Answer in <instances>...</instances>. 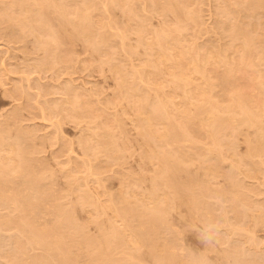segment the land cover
<instances>
[{
	"label": "rangeland",
	"instance_id": "obj_1",
	"mask_svg": "<svg viewBox=\"0 0 264 264\" xmlns=\"http://www.w3.org/2000/svg\"><path fill=\"white\" fill-rule=\"evenodd\" d=\"M20 1L0 0V31L2 32H0V132L8 138L10 137L5 140V144L8 146L4 148V154L2 152L0 154L7 161L9 158V162L5 160L3 162L10 164L12 169L15 167L14 170H16L19 161L14 162L12 157L10 159L11 154L9 156L8 153H12L16 160H20L19 156H16L14 150L12 152L8 151H11L9 150L10 143L12 145L19 143L15 135L21 133L23 135L22 141H25L23 145L24 147L27 145L29 150L27 152L30 153L31 157L26 156L27 153L25 156L28 160L32 159V162L29 160V169L26 167L27 172L24 170V174L28 173V170H35L34 173H37L36 176L40 178V186H44L49 191V195L47 194L48 197L43 198L44 210L41 206V213L39 212L35 216L37 220H34L36 222L34 223L35 226L27 227L28 225H19L16 221L20 217H27L33 221L31 215L28 212H22L18 206L13 207L4 203L3 191L0 189V193L2 191L0 194V264H264V149L260 153L250 156L249 149H247L250 146L249 139L250 141L252 139L251 142L253 143L257 140L264 142V135H262V132L264 134V0H191L192 2L182 0L184 10L188 11L189 9V12L197 10L195 12L198 16L194 14L195 18L198 19V23L195 18H190L192 21L194 20L193 22L189 18H180L182 20L180 21L177 16L175 18L172 12L169 13L170 11L161 10L159 13V7L156 4V6L150 4L151 0H149L150 3L148 0H129V2H126V0H61V2L63 1V10H68L67 13L71 15L70 17L74 16L72 14H76L75 11H81L82 8L90 6L88 12L91 13V22H93L91 23L93 29L91 30L95 33L97 39L93 37L91 41H84L76 37L74 43H69L65 37L58 33V43L60 41V44L58 48L56 47L57 51L54 50L56 52L54 55L60 61L56 63V66L59 65L57 67L42 66L43 63L46 65L48 59H51L49 55L53 52V46H51L52 48L48 46L45 51L39 44L40 41L37 37L35 38V33L33 34L28 28L21 31L17 25L20 18L22 19L26 15L34 23L35 17L39 18L37 15L39 13V15L43 14L41 17H49L53 12V8L51 11V6L49 8L48 3L42 0H22L21 4ZM254 1H257V3ZM36 2L37 6L34 7ZM123 2H126L125 5ZM38 3H40L39 7ZM188 3L190 4L188 5ZM13 4H18L19 9L17 6V8H14ZM84 4L85 7H81ZM251 7L256 9V16L246 19L248 8ZM223 8L228 9L229 13L228 10L225 11ZM129 9H132L136 14L134 15V12L132 10L130 12ZM3 10L9 15L4 14ZM223 10L228 15L230 14L229 17L233 15V18L225 15L226 13ZM126 14L127 16H125ZM128 14L130 15L128 16ZM52 15L58 17L56 12ZM140 16L143 17L140 18ZM244 18L248 23L242 21L245 20ZM8 19L12 22H8ZM176 19L180 22L177 23ZM94 20L96 23H94ZM186 20L187 23H185ZM54 21H52V24L54 22V26L58 25L59 21L58 23L57 20ZM136 21L139 23H136ZM107 22L108 27H110L103 28L104 25L107 26ZM181 22L186 25L180 24ZM244 22L250 24V29L249 26L248 29L250 35L253 34L252 37L260 36L261 38L256 42L255 47L251 46L250 51L247 53L245 51V55L242 52L244 49H241L243 40L233 39L231 44L232 38L230 40L231 35L228 33L232 32V29L230 31L228 29L232 28L233 24L239 23L238 25L242 27ZM254 22L256 26H253ZM34 23L33 25L37 24V22ZM99 24L101 25L99 26ZM176 25L181 27L177 28L179 32H174L173 28L176 30ZM11 26L15 28H13L14 32L12 31L14 35L13 33L9 34ZM36 27L38 25H35ZM55 28L57 27L55 26ZM70 29L72 30L71 26H68L67 30ZM158 29L167 30L166 33H176L175 35L170 34L169 39L170 41L171 39L175 41L177 39L178 43L180 42L178 44L172 41L169 50L167 49L168 53H166L169 56L168 60L163 58L164 62L161 61L160 63L155 61L158 56L156 57L157 53L154 54L159 49L158 44L155 43V33L158 32ZM45 30L47 29L44 28ZM107 30L109 31L107 32ZM99 32L101 34L107 32L102 44L98 42L99 35H101ZM138 32L141 34H138ZM20 33L22 34L21 37ZM11 34L12 36H10ZM31 34L33 35L31 36ZM97 34L99 37L96 36ZM177 34H179V37ZM15 35H17V39ZM151 40L155 43H153L154 46L151 45ZM92 41H95L97 48H94L93 45L91 47L90 43L93 44ZM147 42L148 45H146ZM226 42H229V44ZM99 44L103 47H99ZM173 46L175 47L173 48ZM212 48H215V50L216 48H219V50L225 48L224 50L227 51H223L228 60H226V57L224 60L228 63L225 64L224 61L223 63L220 61L221 58L213 55L211 53ZM198 49L200 51H197ZM180 53L184 54V57ZM209 54H212L211 57ZM44 56L46 57L43 58ZM240 56L243 57H241L242 60ZM195 59V63L198 61V68L201 66L200 69L193 66L195 65ZM215 60H218V62ZM226 65L228 67L233 66L234 72L230 73ZM236 65H238L237 70L235 69ZM114 66L118 69H115ZM202 68H206L205 72L202 71ZM174 78L177 81L181 79L179 86L175 85L177 82ZM184 83H188L189 86ZM129 85L132 86L131 90H128ZM184 85H187L185 89ZM240 91L243 93L245 105L250 110L263 112L258 118L263 130L261 131V129L254 126L251 128V126L241 125L240 127L239 125L238 131L234 132L236 136L234 133L232 135L231 132V135H229V130H227L228 133L223 131L224 133L218 135L216 149L211 144L212 138H210L209 128L203 126L208 131L204 130L200 125V127L198 126L197 120L194 122L189 120L186 111L191 115L197 109L198 104L203 105V107L207 105L206 108L213 104L215 106L219 105L218 109L221 108L222 111H219L222 112V115L228 116L231 110L235 109L231 108L236 106L235 96ZM141 99H144V103ZM159 99L163 101L165 111L172 118V122L179 123L178 125L183 127L182 129L186 133L188 131L189 134L187 133V135L192 136V140L195 141L193 142L191 139L190 141L181 140V143L179 139L178 143L180 144H175L177 140L171 139L170 144L163 145V148L165 147L166 151L171 149L175 154H178L179 148L180 150L185 148L184 151H190V154L186 152L189 154L186 159L187 165L189 164L187 170L191 177H196L195 179L200 181L206 179L207 186L206 184L205 186L208 191L205 186L195 185V191L198 190L197 193L195 192L196 202L201 205V208L197 206L199 209L193 208L189 199L187 201L186 198L185 200L181 198L182 201L180 198L170 197V201H173L171 203L172 209H170L171 212L169 210L167 217L168 223H172L170 224L172 231L167 237L174 236L177 239L174 246L172 245L173 247L169 249L170 254L167 251L165 252L168 253L167 258L164 253L163 257L166 259L163 258L162 260L161 257H156V259L155 256H152L155 253L150 255L149 247L146 245H141L138 248H132L131 245H128V248L125 247L128 251L126 249L119 251L118 248V251L115 249L110 252V256L113 254L111 256L112 260L109 256L107 261L105 257L101 256L100 258L99 255L97 256L99 251L93 241L98 237V228L101 224L104 223L103 226L105 227L108 221L114 222L115 220L114 224L119 223V226L123 224L119 217L113 219L115 217L114 209L124 207L120 202L121 200L117 199V195L122 191L125 198L128 196L127 199L130 197L133 200L137 199V203H141V200L145 199L146 202H149V205L151 204L147 196L152 192L155 184L152 178L156 173L155 168L158 165L156 162L158 158L157 155L151 154V157H153L149 159L147 152L151 146H153L155 152H159L162 143L158 142L159 145L154 140L155 142L151 141V143L149 141V144L145 146L143 136L140 135L142 134L139 125L141 115L137 111V106L143 103L144 111H147L152 109L150 106L156 104ZM228 105L230 106L227 107ZM222 107H226L227 111ZM14 115L16 118L13 117ZM178 120L179 122H177ZM164 121L168 122L167 119H164ZM261 121L263 124L260 123ZM156 125L157 123L155 124L156 130H159V134H161L162 130L164 131V125L161 123ZM7 131H9L10 136ZM21 134L19 136H22ZM106 135L108 136L106 137ZM111 137L113 141L117 142H115L116 147H119L115 149L119 150V152L116 151L117 153L115 151L110 153V151L99 145V143L111 141ZM253 138L258 139L253 140ZM88 139L92 144L88 148L89 150L86 149L85 145V142H90ZM8 140H10L9 143ZM233 142L234 145H232ZM16 144L14 146L17 148ZM195 147L201 149H195ZM217 153L219 156L216 155ZM6 154L8 155L6 156ZM1 155L0 158H3ZM246 157H248L247 161H245ZM202 158L205 162L203 164L201 162V160L203 161ZM210 158H214V160H210ZM211 163L216 165L212 166ZM30 164H33V168ZM207 166H211L210 168L215 172L211 171L212 174L209 173L206 169ZM210 168H208L209 171ZM13 174L14 172L12 178L11 176L9 178L13 179L15 175L19 176L17 180L15 177L13 181L16 184L20 183L23 178L20 176L22 174ZM208 177H211L210 180ZM33 187L30 182L25 180L22 190L24 193H35ZM84 193L90 196V199ZM82 195L83 198L84 196L87 198L86 203L79 202L85 200V198L82 199ZM109 203H111L110 205L118 203V205L115 204L117 207L112 205L113 208L115 207L112 209V207H109ZM101 206H103V209H101ZM60 217L62 219L68 218L67 220L70 218L72 224L69 223L70 220L67 222L71 224L70 227L56 226L52 228L51 226L56 222V219H60ZM5 219L15 223L9 222L5 225ZM131 220L129 222L133 226H139H137L139 221ZM45 226L48 227L47 231L40 230ZM33 231H37V234L40 233L41 237L46 238L49 246L43 243L37 244L31 235ZM67 232L75 234L78 244L82 245V248L73 240L67 238ZM55 237H61L60 249L52 244V240L56 239ZM122 250H126L125 253L130 250L134 258L128 259L127 254ZM61 253L67 254L68 259L63 258ZM169 255L175 257V260L177 258V260L174 261L173 258L174 262L170 263L171 256L168 258Z\"/></svg>",
	"mask_w": 264,
	"mask_h": 264
},
{
	"label": "bare ground",
	"instance_id": "obj_2",
	"mask_svg": "<svg viewBox=\"0 0 264 264\" xmlns=\"http://www.w3.org/2000/svg\"><path fill=\"white\" fill-rule=\"evenodd\" d=\"M25 1V0H24ZM23 1V3H25ZM30 1V0H29ZM38 1H41V0H38ZM42 1H44V2H47L46 4L48 5V7L49 6H51V11H52V8H53V12L51 13V16H49V17H41V16H43V14L42 15H39V14H37L38 16H39V18L36 16L34 19H35V23L37 22V24H35L33 21H32V19H31V21L29 20V18H27V15L26 16H24L22 19L20 18V20L18 21V23H17V25L19 26V30H23L24 31V29L25 28H28L29 29V31H31L33 34L35 33V38L37 37V39L40 41V43L39 44H41V47H43L44 49H45V51H46V49L48 48V46H53V52H51V55H49V56H51V59H48L47 60V62H46V65H45V63H43L42 64V66H56V63L58 62H60V61H58V58H56V56L54 55V53H56V52H54V50H56L57 51V49H56V47L58 48V45L60 44V41H59V43H58V33H60L63 37H65L66 39H67V41L69 42V43H74L75 42V38L77 37V38H81V39H83L84 41H91V39L93 40V37H95V33H93L92 32V30L91 29H93V27L91 28V23H93V22H91V13H89L88 12V9L90 8V6L88 5V7H85V4L83 5V6H81V7H85V8H82L83 10H81V11H78L77 9V11H75L76 12V14L74 13V14H72V15H74L73 17H70L71 15H69L67 12H68V10L67 11H64L63 10V5H62V2H61V0H42ZM105 1V0H104ZM111 1H113V0H111ZM110 1V2H111ZM120 1V0H119ZM118 1V2H119ZM123 1V0H122ZM129 2V0H126V2ZM189 1H191V0H189ZM17 2V1H16ZM21 2H22V0L20 1V4H21ZM125 2V3H126ZM148 2H149V0H148ZM151 2V3H150ZM149 3L150 4H156L158 7H159V9L157 8V10H159V13H160V11L162 10V11H166V12H168V11H170L169 13H173V15L175 16V18H176V16H177V19H179L180 21H182L180 18H182V19H187V18H195V14H196V12H197V10L195 9V11L194 12H189V9H188V7H187V9H188V11L185 9L184 10V6H183V1L182 0H151ZM184 2H185V0H184ZM192 2V1H191ZM255 3H257V1H254ZM13 3H14V1H13ZM22 3V4H23ZM43 3V2H42ZM84 3V2H83ZM116 3H117V1H116ZM120 3H122V2H120ZM125 3L123 2V4L125 5ZM134 3V2H133ZM133 3H132V5H133ZM12 4V3H11ZM31 4V3H30ZM39 4L40 3H38V7H39ZM45 4V3H44ZM45 4V5H46ZM68 4V3H67ZM115 4V3H114ZM131 4V3H130ZM135 4V3H134ZM148 4V3H147ZM149 4V5H150ZM190 3H188V5H189ZM10 5V4H9ZM14 5V8L18 5H15V4H13ZM29 5V4H28ZM42 5V4H41ZM44 5V6H45ZM122 5V4H121ZM120 5V6H121ZM124 5H122V6H124ZM127 5V4H126ZM129 5V4H128ZM155 5V6H156ZM186 5H187V1H186ZM19 6V5H18ZM17 6V7H18ZM22 6H24V5H22ZM25 6H27V5H25ZM37 6V2H36V5L34 6V7H36ZM104 6H106V5H104ZM117 6H118V4H117ZM7 7V6H6ZM9 7V6H8ZM16 7V8H17ZM29 7V6H28ZM33 7V6H32ZM41 7V6H40ZM43 7V6H42ZM133 7V6H132ZM135 7H137V6H135ZM151 7H152V5H151ZM2 8V7H1ZM13 8V7H12ZM47 8V7H46ZM50 8V7H49ZM67 8H68V6H67ZM79 8V7H78ZM147 8V7H146ZM149 8V7H148ZM219 8V7H218ZM11 9V8H10ZM9 9V10H10ZM18 9H19V7H18ZM21 9V8H20ZM25 9H26V7H25ZM122 9V8H121ZM150 9V8H149ZM154 9H156V8H154ZM221 9V8H220ZM224 10H225V8H223ZM7 10V9H6ZM12 10V9H11ZM22 10V9H21ZM37 10V9H36ZM36 10H34V11H36ZM41 10V9H40ZM55 10V11H54ZM106 11H107V9H105ZM130 10V9H129ZM132 10V9H131ZM130 10V12H132ZM152 10V9H151ZM223 10V12L224 13H226L225 11L226 10H228V9H226L225 11ZM2 11V10H1ZM30 11V10H29ZM32 11V10H31ZM72 11V10H71ZM105 11V12H106ZM136 11V10H135ZM137 11H138V9H137ZM192 11H193V9H192ZM220 11V10H219ZM221 11H222V9H221ZM220 11V12H221ZM5 12V13H4ZM57 13L58 14V17L57 16H53L52 14H54V13ZM91 12V11H90ZM108 12V11H107ZM134 12V11H133ZM138 12H140V11H138ZM157 12V11H156ZM228 13H229V10L227 11ZM1 13V12H0ZM3 13L4 14H6L7 12L6 11H4L3 10ZM12 13V12H11ZM10 13V14H11ZM20 13H22V12H20ZM24 13V12H23ZM37 13V12H36ZM35 13V14H36ZM70 13V12H69ZM128 13V12H127ZM141 13V12H140ZM163 13V12H162ZM195 13V14H194ZM228 13H226L225 15H228ZM231 13V12H230ZM257 12H256V9H254V8H248V14H246V19L247 18H251V17H255ZM4 14H2V15H4ZM17 14V13H16ZM15 14V15H16ZM125 14V13H124ZM131 14V13H130ZM130 14H128V16L130 15ZM134 15L136 14V12H134L133 13ZM138 14V13H137ZM165 14V13H164ZM7 15H9L8 13H7ZM15 15H13V16H15ZM20 15H22V14H20ZM24 15V14H23ZM44 15H45V13H44ZM101 15V14H100ZM100 15H99V17H100ZM142 15V14H141ZM197 15V14H196ZM230 15V14H229ZM229 15H228V17H229ZM5 16V15H4ZM18 17H19V15H17ZM29 16H30V14H29ZM125 16H127V14L125 15ZM198 16V15H197ZM222 16V15H221ZM224 16V15H223ZM222 16V17H223ZM233 16V15H232ZM231 16V17H232ZM16 17V16H15ZM98 17V16H97ZM132 17H133V15H132ZM143 17V16H142ZM141 16H140V18H142ZM231 17H229V18H231ZM37 18H38V20H37ZM102 18H103V16H102ZM101 18V19H102ZM138 18H139V15H138ZM137 18V19H138ZM233 18V17H232ZM244 18V19H245ZM10 19V18H9ZM8 19V22L10 21ZM12 19V18H11ZM33 19V20H34ZM94 19H95V17H94ZM127 19V18H126ZM133 19V18H132ZM144 19H146V18H144ZM176 19V20H177ZM188 19V20H189ZM196 19V18H195ZM246 19L245 20H242V21H246ZM54 20H57V23H58V21H59V23H58V25L56 24L55 26L57 27V28H55V26H54V22H56V21H54ZM131 20V19H130ZM142 20V19H141ZM141 20H139V22H141ZM191 20V19H190ZM189 20V21H190ZM198 19H196V21H197ZM5 21H6V19H5ZM52 21H54L53 22V24H52ZM95 21V20H94ZM101 21V20H100ZM104 21H105V18H104ZM110 21H111V18H110ZM132 21H134V20H132ZM180 21H178L177 20V23L178 22H180ZM194 21V20H193ZM192 20H191V22H193ZM223 21V20H222ZM10 22H12V20L10 21ZM35 24V25H38V27H36L35 28V25H33V23ZM99 22V21H98ZM108 22H109V20H108ZM108 22H107V26H103V28H105V27H108ZM138 21H136V23H137ZM138 22V23H139ZM185 22V21H184ZM247 23H248V21H246ZM94 23H96V21L94 22ZM103 23V22H102ZM131 23V22H130ZM176 23V24H177ZM185 23H187V20H186V22ZM196 23V22H195ZM197 23H198V21H197ZM237 23V22H236ZM247 23H245L244 22V26H240V25H238V24H233V27L232 28H230V29H228V28H226V29H228L229 31L232 29V32H228L229 34H228V36H230L229 38H230V40H231V38H232V40H231V44H232V41H233V39H242L243 40V47L241 46V49L243 48L244 50L242 51L243 53H244V55H245V51H246V53L248 52V51H250V48H251V46H254L255 47V44H256V42H258L261 38H260V36H258V37H256V38H254V37H252L253 36V34H251L250 35V24H247ZM249 23H251L250 21H249ZM142 24V23H141ZM180 24H184V23H180ZM222 24V23H221ZM242 24V23H241ZM252 24V23H251ZM101 24H99V26H100ZM178 25V24H177ZM177 25H176V30H175V28H173L174 29V32L175 31H178L179 32V30H177V28L179 29V28H181V27H177ZM186 24H184V26H185ZM68 26H71V28H72V30L70 29V30H67V28H68ZM92 26H93V24H92ZM94 26H96V24H94ZM139 26V25H138ZM142 26H143V24H142ZM178 26H180V25H178ZM248 26H249V29H248ZM253 26H256V23L254 22V25ZM7 27V26H6ZM98 27V26H97ZM110 27V26H109ZM108 27V28H109ZM145 27V26H144ZM144 27H143V29H144ZM164 27H166V26H164ZM182 27H183V25H182ZM13 28L14 27H10V32H9V34L10 33H13L14 32V30H13ZM35 28V29H34ZM44 28H46L47 30H45L44 31ZM70 28V27H69ZM146 28V27H145ZM167 28V27H166ZM4 29V28H3ZM7 29H8V27H7ZM15 29V28H14ZM55 29H57V30H55ZM102 29V28H101ZM125 29V28H124ZM168 29V28H167ZM172 29V30H173ZM1 30V29H0ZM6 30V29H5ZM33 30V31H32ZM106 30V29H105ZM104 30V31H105ZM160 29H158V32L157 33H155V38H156V41H155V39H154V41H155V43L156 44H158V46H159V49H158V47H157V49L158 50H156V52L154 53V54H156V60L155 61H159V63L161 62V61H163V58H165V59H167L169 56L166 54V53H168V48L170 47V45L172 44V41H175V40H172L171 39V41H170V34L171 33H166V32H168L169 31V29H168V31L166 30V31H162V30H160ZM164 30V29H163ZM171 30V29H170ZM13 31V32H12ZM16 31H18V30H16ZM99 31V30H98ZM109 30H107V32H108ZM125 31V30H124ZM124 31H123V33H124ZM1 32V31H0ZM6 32V31H5ZM107 32H105V33H102L101 34V32H99L101 35H99L98 36V34L96 35V36H98L99 37V40H98V42L99 43H101L102 44V42L104 43V40H105V38H104V36L107 34ZM155 32H156V30H155ZM170 32V31H169ZM2 33V32H1ZM4 33V32H3ZM7 33V32H6ZM25 34H26V32H24ZM96 33H97V30H96ZM33 34H31V36L33 35ZM138 34H141L140 32H138ZM175 35L176 33H172L171 35ZM259 34V33H258ZM6 35V34H5ZM8 35V34H7ZM13 35H14V33H13ZM21 33H20V37H21ZM27 35H29L28 33H27ZM121 35V34H120ZM226 35H227V33H226ZM10 36H12V34L10 35ZM16 37V39H17V35H15ZM113 36H115V35H113ZM116 36H118L117 34H116ZM124 36V35H123ZM177 36L179 37V34H177ZM228 36H227V38H228ZM14 37V36H13ZM19 37V38H20ZM109 37V36H108ZM111 37H112V35H111ZM119 37V36H118ZM125 37V36H124ZM138 37H140V36H138ZM143 37V36H142ZM141 37V38H142ZM173 37V36H172ZM19 38H18V40H19ZM96 38V37H95ZM175 38V37H174ZM13 39V38H12ZM11 39V40H12ZM21 39V38H20ZM36 39V40H37ZM97 39V38H96ZM107 39V38H106ZM140 41H141V39L140 38H138ZM95 40V39H94ZM122 40V39H121ZM153 40V39H152ZM152 40H151V42H152ZM229 40V41H230ZM16 41V40H15ZM63 41V40H62ZM80 41H82V40H80ZM111 41V40H110ZM123 41V40H122ZM146 41V40H145ZM148 41V40H147ZM177 41V42H176ZM176 41H175V43H178V40L176 39ZM180 41V40H179ZM35 42V41H34ZM96 42H97V40H96ZM107 42V41H106ZM105 42V43H106ZM142 42H144V41H142ZM150 42V43H151ZM36 43V42H35ZM62 43V42H61ZM90 43V42H89ZM88 43V44H89ZM92 43L93 44H91L90 43V45H91V47H92V45H93V47L95 48L96 47V43H95V41L93 42L92 41ZM122 43V42H121ZM120 43V44H121ZM125 43V42H124ZM138 43H140V42H138ZM153 43L154 42H152V44L151 45H153ZM154 43V44H155ZM180 43V42H179ZM178 43V44H179ZM227 43V42H226ZM240 43H241V40H240ZM254 43V44H253ZM108 44V43H107ZM215 44V43H214ZM227 44H229V42L227 43ZM64 45V44H63ZM69 45V44H68ZM74 45V44H73ZM87 45V44H86ZM97 45H98V43H97ZM145 45V44H144ZM146 45H148V42L146 43ZM218 45V44H217ZM224 45V44H223ZM240 45V44H239ZM242 45V44H241ZM36 46H38V45H36ZM35 46V47H36ZM65 46V45H64ZM101 45L99 44V47H100ZM150 46V45H149ZM154 46V45H153ZM214 47H215V45H213ZM228 46H230V45H228ZM232 46V45H231ZM62 47V46H61ZM89 47V46H88ZM101 47H103V46H101ZM124 47V46H123ZM175 46H173V48H174ZM217 47V46H216ZM219 47H220V45H219ZM225 47H226V45H225ZM240 47V46H239ZM253 47V48H254ZM260 47V46H259ZM259 47H258V49H259ZM52 48V47H51ZM97 48V47H96ZM149 48V47H148ZM152 48V47H151ZM156 48V47H155ZM171 48H172V46H171ZM223 48V47H222ZM252 48V49H253ZM261 48V47H260ZM99 49V48H98ZM98 49H96V50H98ZM168 49V50H167ZM176 49V48H175ZM213 49V48H212ZM211 49V53H213V55H215V56H217L218 58H221L220 59V61H224V62H226L225 60H224V58L226 57L225 55H224V51L222 50V49H220L219 50V48L217 49L216 48V50H215V48L213 49V50H215V51H213ZM226 49H228V48H226ZM230 49H232L231 47H230ZM229 49V50H230ZM43 50V49H42ZM166 50H167V52H166ZM207 50V49H206ZM223 52H222V51ZM44 51V52H45ZM58 51H59V49H58ZM93 51V50H92ZM100 51V50H99ZM132 51V50H131ZM183 51V50H182ZM197 51H200L199 49L197 50ZM207 51H209V50H207ZM213 51V52H212ZM227 51V50H226ZM225 51V52H226ZM48 52V51H47ZM60 52V51H59ZM95 52H98V51H95ZM133 52V51H132ZM185 52V51H184ZM182 53V52H181ZM180 53V54H181ZM188 53H189V51H188ZM192 53V52H191ZM197 53V52H196ZM199 53H201V52H199ZM199 53H198V55H199ZM203 53V52H202ZM209 53V52H208ZM242 53V54H243ZM45 54V53H44ZM226 54V53H225ZM47 55V54H46ZM188 55V54H187ZM210 55V57H211V55L212 54H209ZM227 55V54H226ZM48 56V55H47ZM181 56L182 57H184V54H181ZM194 56V55H193ZM46 56H44L43 58H45ZM61 57H63V56H61ZM196 57V56H195ZM199 57H201V56H199ZM242 56H240V58H241ZM60 58V57H59ZM66 58V57H65ZM185 58H186V55H185ZM206 58V57H205ZM208 58H209V56H208ZM243 58V57H242ZM242 58H241V60H242ZM264 58V57H263ZM262 58V59H263ZM63 59V58H62ZM162 59V60H161ZM197 59V58H196ZM196 59L194 60V63H195V61H196ZM204 59V58H203ZM207 59V58H206ZM209 59H211V58H209ZM208 59V60H209ZM216 59V58H215ZM262 59H260V60H262ZM40 60H42V59H40ZM44 60V59H43ZM65 60V59H64ZM168 60V59H167ZM185 60V59H184ZM183 60V61H184ZM208 60H206V61H208ZM213 60V59H212ZM219 60V59H218ZM218 60H215L216 62H218ZM226 60H228L227 59V57H226ZM239 60V59H238ZM244 60V59H243ZM264 60V59H263ZM45 61V60H44ZM68 61H69V58H68ZM191 61V60H190ZM204 61V60H203ZM211 61V60H210ZM220 61H219V63H220ZM63 62V61H62ZM164 62V61H163ZM198 62V61H197ZM196 62V63H197ZM214 62V61H213ZM223 62V63H224ZM240 62V61H239ZM238 62V63H239ZM264 62V61H263ZM65 63H67V62H65ZM155 63V62H154ZM157 63V62H156ZM155 63V64H156ZM187 63H189L188 61H187ZM195 63V65H193V66H195V68H197V69H200V67L198 68V63L196 64ZM199 63H200V61H199ZM203 63V62H202ZM208 63H210V62H208ZM228 62H226L225 64H227ZM238 63H236V64H238ZM41 64V63H40ZM61 64V63H60ZM63 64V63H62ZM264 64V63H263ZM206 65V64H205ZM209 65V64H208ZM57 66H59L58 64H57ZM56 66V67H57ZM158 66V65H157ZM192 66V65H191ZM192 66V67H193ZM204 66V65H203ZM227 66V65H226ZM237 66L238 65H236V67H235V69L237 68ZM39 67V66H38ZM167 67V66H166ZM206 67V66H205ZM233 67V66H232ZM231 66H227V70L230 72V73H233L234 72V67L232 68ZM50 68V67H49ZM114 68H115V66H114ZM117 68V67H116ZM115 68V69H116ZM226 68V67H225ZM46 69V68H45ZM118 69V68H117ZM206 69V68H205ZM205 69H203L202 68V71H204ZM226 70V69H225ZM237 70V69H236ZM194 71H197V70H195L194 69ZM201 71V72H202ZM198 72V71H197ZM199 72H200V70H199ZM205 72V71H204ZM117 73V72H116ZM202 74H203V72H202ZM228 74V73H227ZM176 75V74H175ZM233 75V74H232ZM232 75H230V76H232ZM235 75V74H234ZM233 75V76H234ZM229 76V75H228ZM232 76V77H233ZM175 78L177 79V77L175 76ZM174 78V79H175ZM175 79V82H177V83H175V85L177 84V86H179V81L181 80H176ZM179 79V78H178ZM174 81V80H173ZM123 82H124V80H123ZM181 82V81H180ZM182 82H184V81H182ZM184 84H187L188 85V83H184ZM186 85V86H187ZM185 85L183 86L184 87V89H185V87H186ZM189 86V85H188ZM125 87V86H124ZM123 87V88H124ZM132 87V86H131ZM130 85L128 86V90H131L130 88ZM135 87V86H134ZM20 88V87H19ZM62 88V87H61ZM126 88V87H125ZM65 89V87L63 88V90ZM127 89V88H126ZM133 90H136V89H133ZM132 90V91H133ZM137 90H138V88H137ZM186 90H188L187 88H186ZM22 91H24V90H22ZM189 91V90H188ZM190 92V91H189ZM143 93V92H142ZM188 93V92H187ZM191 94V93H190ZM141 95V94H140ZM140 95H139V97H140ZM189 96V95H188ZM142 97H143V95H142ZM139 100H140V98H139ZM142 100V99H141ZM162 100V99H161ZM235 100L237 101L236 103V106L235 107H232L231 109H234V110H231V112H230V115H226V116H224V115H222V110H221V108L220 109H218L219 107V105L218 106H215V105H213V104H211V105H209V107L208 108H206L207 107V105H206V107L204 106L203 107V105H197V109L195 110V112L194 113H192L191 115H190V113H188L187 111H186V113H187V116H188V119L189 120H192L193 122L194 121H198L197 122V124H198V126L200 125L204 130L207 128H209V132H210V135L212 136H210V138H212L213 139V141H212V139H211V144H213V146L215 147L216 146V143L218 142V139H219V136L218 135H220L221 133H224L223 131H226L227 132V130H229L228 132H229V135H231V133H232V135H233V133L235 132V131H238V128H240L241 127V125H247V126H251V128L254 126V127H257L258 129H261V131L264 129L263 127V129L261 128V126H260V124H259V122H258V118H260V115H261V113H263V112H257V111H252V110H250L246 105H245V99H244V97H243V93L240 91L239 92V94H236V96H235ZM144 101V99L142 100V102ZM155 102V101H154ZM139 103H140V101H139ZM144 103V102H143ZM142 103V104H143ZM142 104L140 103L138 106H137V108H138V112H139V114L141 115H139L140 116V123H139V125H140V128L142 129H140L139 128V131L141 130L142 131V134H140L141 135V137L143 136V140H144V143L146 144L145 146H147V144H149L148 142L150 141H152V142H155L154 140H156L157 141V144H159L158 142H161L162 143V145H160V146H162L160 149H159V152H155L154 150H153V146H151L150 147V149L148 148V152H147V157L149 158V159H152V157H151V154H155L154 156H156L157 158V160L158 161H156L157 163H158V165H157V168H155L156 169V173H155V175H153L154 177L151 179L152 181H154V186H153V188H152V192L149 194V196H147L149 199V201H150V205H149V202H146V200L144 199V200H141V203L140 202H136L137 201V199L136 200H133V199H127L128 198V196H126L127 198H125V194L123 195L122 194V191L119 193V195H117L118 197H117V199L119 198V200H121L120 202H122V204L124 205V207H117V206H115V204H117L118 205V203H114V205L113 206H115V207H117L116 209H114L113 207H112V205H110L111 203H109L108 205H110L109 207H112V209H114L115 210V217H113V219H116V218H120L121 220H122V222L121 223H123L122 225H120L119 226V223H117L118 224V226H117V224H114L115 223V221L113 222V221H108L106 224H107V226H103L104 225V223L103 224H101V222H100V227L98 228V232H99V234H98V237L93 241V242H95L94 244H95V247H97V249H98V253H97V256L99 255V257L101 258V256L102 257H105V259L107 260L108 259V257L110 256V252H113L115 249L118 251V248H119V251L121 250V249H126V248H128L129 246L128 245H131L132 246V248L133 247H136V248H138V247H140L141 245H146V246H148L149 247V250H150V255H151V253L152 254H154L155 253V255H152L153 257L155 256V258L157 257V258H159V257H161V259L163 260V258L164 259H166L167 258V255H168V253L170 254V251H169V249L171 248V247H173L174 246V244H175V242H176V239H175V237L174 236H171V237H167L168 236V234H170L171 233V231H172V226L170 225V224H172L171 222H169L168 223V213H169V210L170 209H172V202L170 201V197L172 196V198H175V199H177V198H184V200H185V198L187 199V201H188V199H189V201H190V205L194 208V207H196L195 209H199V207L197 208V206H200V208H201V205H198L197 204V202H196V196H195V192L197 193V191H195V185H200V186H205V184H206V182H205V180L204 181H200V180H198V179H195L196 177H191V174L188 172V170H187V166L189 165H187V163H186V159L188 158V155L191 153L190 151H184V149H182V150H180V148H179V150L177 151L178 152V154L176 153H174L171 149V151L170 150H168V151H166L164 148H163V145L165 146V145H169L170 143V141H171V139L173 140L174 139V141L175 140H177L176 141V143L175 144H180V143H178L179 141V139H180V142H181V140L182 141H184V140H188V141H190V139H191V141H193L192 140V136H188L187 135V133H188V131H187V133L182 129L183 127H180L177 123H175V122H172V118H170L169 117V114L165 111V106H164V103H163V101H160V99H159V101L158 102H156V104L154 103V105H152V106H150L152 109H150V110H147V111H144L145 109L143 108V106H142ZM152 104V103H151ZM132 105V104H131ZM134 106V105H133ZM149 106V105H148ZM230 105H228L227 107H229ZM232 106V105H231ZM222 108H224V107H222ZM226 108V107H225ZM224 108V109H225ZM258 108H259V106H258ZM135 109V108H134ZM219 110H221V111H219ZM226 111H227V109H225ZM224 110V111H225ZM228 110H230L229 108H228ZM225 111V112H226ZM229 112H227V113H229ZM12 114V113H11ZM138 114V113H137ZM264 114V113H263ZM13 117H15V115L13 116ZM138 117V116H137ZM16 118V117H15ZM164 119H167L168 120V122L166 123L165 121H164ZM15 120V119H14ZM17 120V119H16ZM173 120H175V119H173ZM177 120V119H176ZM177 122H179V120L177 121ZM10 123V122H9ZM157 123V125L159 124V123H161V124H163L164 125V127H163V129H164V131L162 130V132H161V134H159V130H156L157 129V127H155V124ZM196 123V122H195ZM260 123H262V121L260 122ZM264 123V122H263ZM262 123V124H263ZM14 124V123H13ZM17 124V123H16ZM181 124V123H180ZM185 124V123H184ZM259 124V125H258ZM15 125V124H14ZM156 125V126H157ZM239 125H240V127H239ZM183 126V125H182ZM199 126V127H200ZM203 126H205L206 128H204ZM263 126V125H262ZM195 127V126H194ZM197 127V126H196ZM2 128V127H1ZM7 128V127H6ZM18 128V127H17ZM256 128V130H258ZM206 129V130H207ZM4 130V129H3ZM6 130V129H5ZM20 130V129H19ZM255 130V131H256ZM1 131V130H0ZM208 131V130H207ZM255 131H254V133H255ZM4 132V131H3ZM8 132V134H9V131H7ZM19 132V131H18ZM158 132V133H157ZM227 132V133H228ZM231 132V133H230ZM258 132H260V131H258ZM20 133V132H19ZM105 133V132H104ZM110 133V132H109ZM236 133V132H235ZM234 133V134H235ZM21 134V133H20ZM20 134H18L17 136L15 135V138H16V140H18V142L19 143H15L16 145H17V148H16V146H14L15 144H9V150H11V151H8V152H12V150H14V152H15V154H16V156H19V159L20 160H16V159H14V157L12 156V153H8L9 154V156H10V154H11V156H10V159H11V157L13 158V160H14V162H18L19 161V163L17 164V166H16V170H14L15 169V167H13L14 169H12V168H10V164H8V163H6L5 164V162H3L4 160H5V158H4V156L3 155H1V156H3V158L1 157L0 158V189H2V191H3V193H2V191H1V193L3 194L2 196H3V199H4V203H6V204H8L9 206H13V207H15V206H18L19 208H20V210L22 211V212H28L30 215H31V217L33 218V221L32 220H30V219H28L27 217H20L19 219H18V221H16V223L18 222L19 223V225H28L27 227H30V226H35L34 225V223H36L35 221H37L36 219H35V216L40 212L41 213V206H43V204H42V202H43V198H47L48 197V195H49V191L47 190V189H45V187L44 186H40V184H39V181H40V178H39V176H36V174L37 173H34V171H30V170H28V173H26V174H24L25 173V171H26V167H27V169H29L28 167H29V160L26 158V156H30V153H28L29 152V150H28V148H27V145H26V147H24V145H23V143L25 142H23L22 141V139H23V135L22 136H19ZM189 134V133H188ZM258 134V133H257ZM260 134V133H259ZM224 135V134H223ZM262 135H264L263 134V132H262ZM9 136H10V134H9ZM108 135H106V137H107ZM226 136V135H225ZM224 136V137H225ZM235 136H236V134H235ZM258 136V135H257ZM191 137V138H190ZM232 137H234V136H232ZM251 137V136H250ZM260 137H262V136H260ZM259 137V138H260ZM264 137V136H263ZM6 138H8L7 136H5V134L4 133H2V132H0V153L2 152H4L5 150H4V148L5 147H7L8 145H6L5 144V140H6ZM10 138V137H9ZM8 138V139H9ZM109 138H110V136H109ZM209 138V139H210ZM220 138H221V136H220ZM231 138V137H230ZM254 139H256V138H253V140ZM258 139V138H257ZM256 139V140H257ZM260 139H262V138H260ZM15 140V139H14ZM25 140V139H24ZM89 140V139H88ZM106 140H108V139H106ZM233 140V139H232ZM248 140V139H247ZM263 140V139H262ZM9 141L10 140H8V143H9ZM90 141V140H89ZM142 141V140H141ZM251 141H252V139H251ZM250 141V139H249V148L247 147V149H249V156L250 155H253V154H256V153H260L261 151H263V149H264V145H263V143L262 142H260V140H257L255 143H253V142H251ZM11 142H14V141H11ZM15 142H17V141H15ZM85 142V141H84ZM98 142V141H97ZM116 141L114 140H112V137H111V141L109 140V141H107V142H103V143H99V145L102 147V148H104L105 150H107V151H110V153L112 152V151H117V152H119V150H115V149H117V148H119V147H116V143H115ZM151 142V143H152ZM193 142H195V141H193ZM210 142V141H209ZM230 142V141H229ZM28 143H31V142H28ZM27 143V144H28ZM182 143V142H181ZM220 143V142H219ZM218 143V144H219ZM231 143V142H230ZM91 144V141L90 142H85V145H86V149H88V148H90L91 146H92V144ZM194 144V143H193ZM197 144H199V143H197ZM210 144V145H211ZM151 145V144H150ZM149 145V146H150ZM155 145V144H154ZM209 145V144H208ZM209 145V146H210ZM228 145H229V143H228ZM232 145H234V142H233V144ZM148 146V147H149ZM179 146V145H178ZM194 146V145H193ZM196 146V145H195ZM199 146V145H198ZM208 146V147H209ZM213 146H211V147H213ZM247 146H248V142H247ZM181 147V146H180ZM219 147V146H218ZM231 147V146H230ZM15 148V149H14ZM93 148V147H92ZM196 148H199V147H195V149ZM216 149H217V147H215ZM7 149V148H6ZM94 149H96V147H94ZM93 149V150H94ZM199 149H201V148H199ZM198 149V150H199ZM209 149V148H208ZM213 149V148H212ZM211 149V150H212ZM233 149H234V146H233ZM4 150V151H3ZM27 150H28V152H27ZM89 150V149H88ZM97 150V149H96ZM194 150V149H193ZM193 150H192V152H193ZM6 151V152H7ZM31 152V151H30ZM116 152V153H117ZM186 152H189V154L188 153H186ZM26 153H27V155H26ZM248 153H247V155H248ZM4 154V153H3ZM8 154H6V156L8 155ZM29 154V155H28ZM31 154H32V152H31ZM115 154V153H114ZM119 154V153H118ZM117 154V155H118ZM26 155V156H25ZM194 155H196V154H194ZM216 155H218V153L216 154ZM223 155V154H222ZM222 155H221V157H222ZM8 156V157H9ZM191 156H193V155H191ZM201 156V155H200ZM219 156V155H218ZM248 156V157H249ZM31 157V156H30ZM29 157V158H30ZM146 157V156H145ZM198 157V156H197ZM206 157V156H205ZM220 157V158H221ZM223 157H224V155H223ZM248 157H246V160L245 161H247V158ZM193 158V157H192ZM216 158H217V156H216ZM219 158V159H220ZM250 158V157H249ZM18 159V158H17ZM147 159V158H146ZM189 159H190V157H189ZM188 159V160H189ZM200 159V158H199ZM198 159V160H199ZM203 159V161L201 160V162H202V164H203V162H204V158H202ZM243 159V158H242ZM208 160V159H207ZM206 160V161H207ZM210 160H214V158L213 159H211L210 158ZM218 160V159H217ZM6 162H9V158H8V161L7 160H5ZM31 162H32V159L30 160ZM223 161V160H222ZM241 161V160H240ZM243 161H244V159H243ZM251 161V160H250ZM4 164H3V163ZM30 162V163H31ZM188 162V161H187ZM208 162V161H207ZM215 162V161H214ZM205 163V162H204ZM216 163V162H215ZM248 163V162H247ZM252 163V162H251ZM3 164V165H2ZM13 164V163H12ZM255 164V163H254ZM15 165H16V163H15ZM210 165H212V163L210 164ZM214 165V164H213ZM212 165V166H213ZM216 165V164H215ZM214 165V166H215ZM14 166V165H13ZM30 166L32 167L33 166V164L31 165L30 164ZM253 166V165H252ZM189 167V166H188ZM208 167V166H207ZM211 166H209L208 168H210ZM33 168V167H32ZM208 168H206L207 169V171L209 172V173H211V171H213V173L215 172L214 170H212V168H210V171L208 170ZM217 168V167H216ZM236 168H237V166H236ZM254 168V167H253ZM25 170V171H24ZM14 172V174H17V175H20V174H22V175H20V176H22L23 178H22V180H21V182L20 183H18V184H16V182H14L13 180H14V178L16 177V180H17V178L19 177H17L16 175H15V177L13 178V179H10L9 178V176H11V178H12V173ZM30 171V172H29ZM217 171V170H216ZM220 171V170H219ZM232 171V170H231ZM27 172V171H26ZM20 173V174H19ZM35 175H34V174ZM13 174V175H14ZM207 174V173H206ZM212 174V173H211ZM210 174V175H211ZM228 174V173H227ZM226 174V175H227ZM209 175V174H208ZM229 175V174H228ZM205 176V175H204ZM229 176H231V175H229ZM209 178V177H208ZM211 178V177H210ZM210 178H209V180H210ZM230 178V177H229ZM232 179V178H231ZM25 180H27L28 182H30L34 187H33V191L36 193H31V192H28V193H24L23 192V183H24V181ZM197 183H196V182ZM207 181V180H206ZM233 181V180H232ZM231 181V182H232ZM209 182V181H208ZM234 184V183H233ZM235 185V184H234ZM199 186V187H200ZM206 186H207V184H206ZM206 186H205V189H206ZM2 187V188H1ZM197 187V186H196ZM199 187H197V188H199ZM209 187H210V185H209ZM124 188V187H123ZM201 188V187H200ZM208 188V187H207ZM215 189H218V188H215ZM223 189H225V188H223ZM151 190V189H150ZM201 190V189H200ZM207 190V189H206ZM220 190V189H219ZM208 191V190H207ZM209 191H210V189H209ZM221 191V190H220ZM225 191V190H224ZM150 192V191H149ZM227 192V191H226ZM0 193V194H1ZM118 193V192H117ZM125 193H126V191H125ZM132 194H133V192H131ZM137 193V192H136ZM199 193V192H198ZM48 194V195H47ZM83 194V193H82ZM88 194V193H87ZM128 194V193H127ZM126 194V195H127ZM228 194V193H227ZM84 195L85 196H87V198L89 197V199H90V196H88V195H86L85 193H84ZM129 195V194H128ZM197 195V194H196ZM84 196V198H85V200H81V201H79V202H87L88 200H87V198ZM132 196V195H131ZM0 197H1V195H0ZM115 197H116V195H115ZM133 198H135V196H132ZM83 198V195H82V199H84ZM139 198H142V197H139ZM198 198V197H197ZM2 199V200H3ZM116 199V198H115ZM114 199V200H115ZM143 199V198H142ZM182 200V199H181ZM197 200H199V199H197ZM183 201V200H182ZM186 201V202H187ZM3 202H2V204H3ZM89 202H90V200H89ZM113 202V201H112ZM93 203V202H92ZM199 203H200V201H199ZM94 204V203H93ZM188 204H189V202H188ZM123 205H121V206H123ZM7 206V205H6ZM53 206V205H52ZM120 206V205H119ZM99 207V206H98ZM98 207H97V209H98ZM102 207V208H101ZM100 208L101 209H103V206H101ZM108 207V208H109ZM55 208V207H54ZM99 208V209H100ZM104 208H105V205H104ZM107 208V207H106ZM111 209V208H110ZM111 209V210H112ZM43 210H44V206H43ZM109 210V209H108ZM102 212V211H101ZM112 212H114V211H112ZM170 212H171V210H170ZM100 213V212H99ZM104 213H105V211H104ZM104 213H102V214H104ZM171 214V213H170ZM101 215V214H100ZM100 217V216H99ZM169 217H170V215H169ZM68 219V218H67ZM67 219H62L61 217H60V219H56V222L51 226L52 228H55L56 226L57 227H63V226H66V227H70V225L72 224L71 223V220H70V218H69V220H67ZM101 219V218H100ZM108 219V218H107ZM107 219H106V221H107ZM112 219V220H113ZM133 220V219H135L136 221H139V223L137 222V226L138 227H136V225L135 226H133V224L131 223V222H129L130 220ZM35 220V221H34ZM97 220H98V218H97ZM131 220V221H132ZM69 221V223H71V224H68L67 222ZM101 221V220H100ZM120 221V220H119ZM170 221V220H169ZM5 222L6 223H4L5 225L6 224H8L9 222H11V220L9 221V219L7 220V219H5ZM14 222V221H13ZM13 222H11V223H13ZM98 222V221H97ZM102 222H104V221H102ZM113 222V223H112ZM15 223V222H14ZM135 223V222H134ZM134 227H136V228H134ZM33 228H35V227H33ZM138 228V229H137ZM36 229H37V227H36ZM47 229H48V227L47 226H45V227H42L40 230H42V231H47ZM171 229V230H170ZM38 230V229H37ZM37 231H33V234H31L32 235V237H33V240L37 243V244H44V245H47V246H49V243L46 241V238H44V237H41V234L39 233V234H37L36 233ZM66 236H67V238H70L71 240H73L80 248H82V245H80V244H78V240H77V238L75 237V234L73 233V232H67L66 233ZM56 238V237H55ZM92 241V240H91ZM90 241V242H91ZM60 242H61V237H57L55 240H52V244L55 246V247H57V248H59L60 249V247H59V245H60ZM93 242H91L92 244H93ZM173 245V246H172ZM130 246V247H131ZM126 247V248H125ZM127 250V249H126ZM126 250H122V252H124V251H126ZM128 251V250H127ZM126 251V252H127ZM168 252L167 254L165 253V252ZM125 253V252H124ZM164 253H165V257H163L164 256ZM172 253V252H171ZM125 254H127V256H128V259H133L134 258V256H133V253H130V250H129V252L128 253H125ZM156 254H158V255H156ZM173 254V253H172ZM61 255L63 256V258H67L68 259V255L67 254H64V253H61ZM113 255V254H112ZM111 255V256H112ZM135 255V254H134ZM111 256H110V258H111ZM171 255H169L168 256V258L170 257ZM174 256H175V254H174ZM175 257H177V256H175ZM175 257H170V263H172V261H173V258H174V261H176L177 260V258H176V260H175ZM99 258V259H100ZM154 258V259H155ZM156 258V259H157ZM104 259V258H103ZM126 259H127V257H126ZM127 259V260H128ZM66 260V259H65ZM100 260H102V259H100ZM105 260V261H106ZM111 260H112V258H111ZM121 260H123V258H121ZM125 260V259H124ZM168 260V259H167ZM108 261V260H107ZM173 261V262H174Z\"/></svg>",
	"mask_w": 264,
	"mask_h": 264
}]
</instances>
